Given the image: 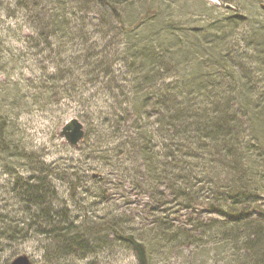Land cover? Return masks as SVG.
I'll list each match as a JSON object with an SVG mask.
<instances>
[{
  "label": "trees",
  "instance_id": "trees-1",
  "mask_svg": "<svg viewBox=\"0 0 264 264\" xmlns=\"http://www.w3.org/2000/svg\"><path fill=\"white\" fill-rule=\"evenodd\" d=\"M16 6L30 17L31 29L45 24L59 44L99 35L104 45L87 48V65L92 55L102 62L110 54L127 63L125 84L118 86L122 99L113 91L114 100L90 112L99 121L91 147L115 160L121 176L128 173L134 195L147 199L139 203L142 212H149L139 216L138 232L128 234L113 220L106 236L128 245L136 264L180 252L187 258L184 247L190 257L208 256L210 245L224 252L227 264H264V24L240 35L232 23L245 18L236 15L207 28L179 27L157 8L147 15L144 0H17ZM40 8L44 19L40 12L33 17ZM100 8L109 19L102 26L95 16ZM239 43L252 48L251 60ZM77 64L69 68L72 86ZM7 127L10 120L0 114V155ZM11 152L15 157L17 146ZM24 185L26 201L42 204L43 187ZM91 237L62 243L88 252L95 247Z\"/></svg>",
  "mask_w": 264,
  "mask_h": 264
},
{
  "label": "rangeland",
  "instance_id": "rangeland-1",
  "mask_svg": "<svg viewBox=\"0 0 264 264\" xmlns=\"http://www.w3.org/2000/svg\"><path fill=\"white\" fill-rule=\"evenodd\" d=\"M16 2L0 0V114L11 122V128L6 129L10 132L8 142L4 140L2 144L7 148L0 155V264H9L22 254L29 257L31 264H136L129 246L113 234H106L115 227L113 220L121 221L128 234L138 232L142 226L139 216L145 218L149 212H142L139 203L147 199L134 195L132 178L126 172L119 174L113 164L115 160L91 147L94 143L91 130L99 121L90 112L114 100L113 91L122 99L118 86L125 84L127 63L120 60L121 55L110 54L102 62L92 55L91 65H87V48L92 50L95 41V50L104 45L99 35L87 41L74 39L59 44L45 24L31 29L30 17L23 15ZM144 4L150 8L145 12L147 15L151 10L154 17L157 8L179 27L207 28L208 22L224 21L236 15L245 18L243 23H232L235 33L240 35L257 32L264 24V10L260 7L264 0H144ZM225 4L235 10L226 9ZM98 11L96 22L102 26L109 19L103 8ZM38 12L43 19L47 17L40 8L34 10V18ZM123 15L126 19L125 12ZM109 36L114 37L112 43L117 42L113 31ZM238 46L247 54L245 59L251 60L252 48L247 43ZM75 64L78 66L75 75L79 78L72 86L69 68ZM86 113L92 123L85 117ZM71 118L79 119L85 126L86 139L79 148L64 142L58 133ZM14 146H17L15 157L11 152ZM93 172L101 177L91 178ZM26 183L43 187V196L38 201L42 204L26 201L29 189ZM64 232L67 233L63 236L56 235ZM73 236L88 241L93 236L94 249L70 250L62 239ZM210 247L208 256L190 257V251L184 247L187 258L180 256L181 252L173 253L169 259L155 255L153 264H227L224 252Z\"/></svg>",
  "mask_w": 264,
  "mask_h": 264
},
{
  "label": "water",
  "instance_id": "water-1",
  "mask_svg": "<svg viewBox=\"0 0 264 264\" xmlns=\"http://www.w3.org/2000/svg\"><path fill=\"white\" fill-rule=\"evenodd\" d=\"M213 3L215 6L219 5L216 2ZM260 7L264 10V5H261ZM225 8L235 10V8L229 4H225ZM58 133L63 138L64 142L74 148H79L80 143L84 138L85 126L77 118H71L64 122V124L59 128ZM93 177H96V174H93ZM9 264H31V261L27 255L22 254L16 256Z\"/></svg>",
  "mask_w": 264,
  "mask_h": 264
}]
</instances>
